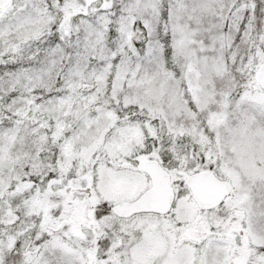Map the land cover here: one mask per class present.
Here are the masks:
<instances>
[{
	"label": "snow or ice",
	"instance_id": "obj_1",
	"mask_svg": "<svg viewBox=\"0 0 264 264\" xmlns=\"http://www.w3.org/2000/svg\"><path fill=\"white\" fill-rule=\"evenodd\" d=\"M0 264H264V0H0Z\"/></svg>",
	"mask_w": 264,
	"mask_h": 264
}]
</instances>
